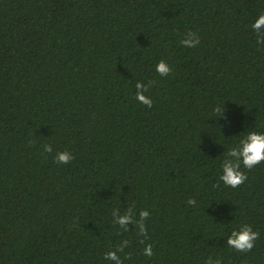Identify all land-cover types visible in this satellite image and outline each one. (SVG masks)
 <instances>
[{"label": "trees", "instance_id": "trees-1", "mask_svg": "<svg viewBox=\"0 0 264 264\" xmlns=\"http://www.w3.org/2000/svg\"><path fill=\"white\" fill-rule=\"evenodd\" d=\"M261 14L264 0H0V264H116L117 247L123 264H264V162L220 181L227 151L264 133ZM244 224L260 233L248 253L227 247Z\"/></svg>", "mask_w": 264, "mask_h": 264}, {"label": "clouds", "instance_id": "clouds-1", "mask_svg": "<svg viewBox=\"0 0 264 264\" xmlns=\"http://www.w3.org/2000/svg\"><path fill=\"white\" fill-rule=\"evenodd\" d=\"M253 29L257 33V43L264 44V14H261L259 18L252 25ZM200 37L195 32H188L186 37L180 41V43L188 48H195L200 44ZM155 70L161 76H167L172 72V67L168 64L167 61L161 60L156 66ZM155 84V81H149L147 85L137 82L136 84V99L146 105L148 108L153 106V101L149 96H146L145 93L149 91L150 87ZM223 105H217L214 108V113L216 116L221 114ZM44 151L47 153H52L53 149L50 144L44 146ZM227 157L222 165V175L220 176V181L224 185L237 188L247 181V174L241 170V165L243 168L251 170L261 162H264V133L252 131L247 133L246 136L240 141L238 147H234L227 151ZM232 158H235L234 160ZM75 157L71 152L63 151L57 152L54 157L56 163L68 164ZM214 187H219V183L214 185ZM189 205H195V199H189L187 202ZM131 208V207H130ZM150 213L147 210H142L139 213L141 220L140 232L147 236V228L143 224L149 217ZM131 221V215L125 214L121 216L116 223L121 226L126 225ZM260 233L254 231L253 227L249 224L242 225L238 230L232 231L231 235L227 240V247L235 249L237 252L248 253L251 252L255 246V242L259 239ZM143 243V241H141ZM118 252H121V249L117 247L116 250L110 251L105 254V258L109 260L116 261V264H123L122 259L118 255ZM144 254L146 256H152V245L149 244L144 249ZM125 258H130L126 256ZM205 264H212L211 257H209ZM215 264H223L221 259H217Z\"/></svg>", "mask_w": 264, "mask_h": 264}]
</instances>
